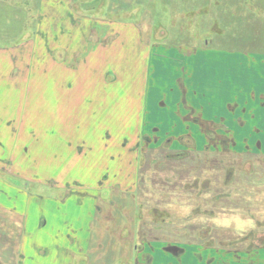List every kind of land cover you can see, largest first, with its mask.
<instances>
[{
    "label": "rangeland",
    "instance_id": "obj_1",
    "mask_svg": "<svg viewBox=\"0 0 264 264\" xmlns=\"http://www.w3.org/2000/svg\"><path fill=\"white\" fill-rule=\"evenodd\" d=\"M157 43L264 52V0H0V264H198L166 248L185 243L264 264L211 250L264 244V144L202 154L94 112L104 89L140 103L123 85Z\"/></svg>",
    "mask_w": 264,
    "mask_h": 264
},
{
    "label": "crops",
    "instance_id": "obj_2",
    "mask_svg": "<svg viewBox=\"0 0 264 264\" xmlns=\"http://www.w3.org/2000/svg\"><path fill=\"white\" fill-rule=\"evenodd\" d=\"M107 49L105 45L103 50ZM242 52L212 49L206 44L201 47L165 43L148 46L142 61L144 73H133L132 82L123 85L125 90L143 81L140 103L134 102L130 94L124 102L125 91L104 89L100 98L92 101L98 104L94 112L105 111L104 116L108 117L109 113L124 122L122 124L131 122V126L138 128H186L197 142L210 136L202 130L212 125L227 129L225 134L236 142L264 144V52ZM159 79L163 87H168L162 92L164 104L160 105L151 99L152 90L155 92L160 86ZM84 100L85 105L91 106L90 99L84 97ZM112 112L117 115L114 117ZM178 247L168 245L166 248L173 251Z\"/></svg>",
    "mask_w": 264,
    "mask_h": 264
},
{
    "label": "flooded vegetation",
    "instance_id": "obj_3",
    "mask_svg": "<svg viewBox=\"0 0 264 264\" xmlns=\"http://www.w3.org/2000/svg\"><path fill=\"white\" fill-rule=\"evenodd\" d=\"M209 129V130H208ZM212 129V131L210 132V130ZM211 129L208 127H204L203 128V132L205 134L209 133L210 136L208 138H204L203 142H201L202 144V149L204 151H202V154H209V153H216V155L218 154V156H223V155H232V154H236V155H241V154H252V153H255V150H251L250 149V146L247 145V144H251V143H246V142H236L235 140H233L232 138L228 137L225 133L227 131V129H218L217 126H212L211 125ZM219 131H222V133H219ZM224 136V137H223ZM189 139V141H191L193 144H198L197 140L191 136H188L187 137ZM180 139V138H179ZM182 140L180 139V142ZM206 143V144H205ZM237 144H242L243 147H244V151H230L229 148L230 146H235ZM257 145V151L260 153L259 151V143H256ZM212 149V150H211ZM207 150H211V151H207ZM209 152V153H208ZM257 152V153H258ZM262 152V151H261ZM198 153V152H197ZM264 154V153H263ZM245 238V237H244ZM186 247H184L185 249L181 248V247H178L177 249H173V251H169L171 254L175 255V256H178L180 255L179 257V260L181 261H184L185 263H189L191 262V260L189 259L192 258L193 260V257L195 258L194 261H197L198 264H227L225 263L227 261V259L225 258V254H218L217 255V259H213V258H209L208 256L205 257V255H202L200 252V250H207L209 248L207 247H204L202 244L201 245H197L196 247V252L194 253L193 251H190L192 250V248H190L192 245L194 244H187L185 243ZM196 245V244H195ZM226 247H230L229 245L228 246H224V247H212L211 250H213L214 252H226V254H228V252H231L229 254H240L243 253V254H248L250 255V253L254 252V251H258V250H261L264 248V244H256L254 246H246V247H242V248H226ZM169 248H167L168 250ZM175 250H181L179 251L178 253L175 251ZM189 250V251H187ZM187 251V252H186ZM192 253V255H191ZM225 255V256H224ZM192 261V263L194 262ZM196 264V263H194Z\"/></svg>",
    "mask_w": 264,
    "mask_h": 264
}]
</instances>
